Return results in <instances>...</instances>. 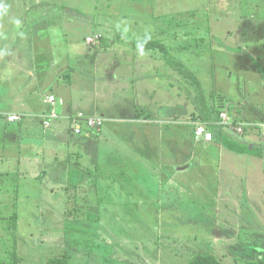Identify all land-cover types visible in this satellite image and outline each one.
I'll return each instance as SVG.
<instances>
[{
  "label": "rangeland",
  "instance_id": "1",
  "mask_svg": "<svg viewBox=\"0 0 264 264\" xmlns=\"http://www.w3.org/2000/svg\"><path fill=\"white\" fill-rule=\"evenodd\" d=\"M165 25L171 27L163 31ZM95 29L112 31L106 43L116 48L94 54L85 38ZM145 36L172 46L186 42L179 55L198 72L207 104L240 106L250 120L252 113L264 121V0H0V56L7 57L0 63V106L26 111L28 101L44 95L52 71L70 60L80 75L68 94L76 103L80 88L85 98L91 94L86 79L94 67L104 69L105 59L112 62L119 49ZM197 37L204 38L199 45ZM184 83L193 101L198 93L190 80ZM4 114L0 264H190L198 254L222 264H264V162L251 157V136L241 138L245 152L229 144L207 148L195 143L192 127L176 125L163 135L165 143L166 136L174 139L173 152L164 159L152 149L138 153L119 175L111 156L86 153V162H75L82 138L65 123L44 136L40 127L32 134L22 123L8 124ZM117 131L153 141L161 127ZM108 136L107 147L121 151L116 135ZM255 147L264 150V142ZM183 155L192 159L179 170ZM74 166L86 175H76ZM140 166L150 175L139 176Z\"/></svg>",
  "mask_w": 264,
  "mask_h": 264
},
{
  "label": "crops",
  "instance_id": "2",
  "mask_svg": "<svg viewBox=\"0 0 264 264\" xmlns=\"http://www.w3.org/2000/svg\"><path fill=\"white\" fill-rule=\"evenodd\" d=\"M113 31L118 33V30ZM104 32L111 40L115 35L110 30ZM159 32V29H154L152 34H158ZM108 46L115 49V41L112 44H108L104 40L103 45L99 48L100 50L97 49L93 52L94 54H98L107 50ZM88 53L92 54L91 52ZM90 54L89 56H91ZM92 59L97 61L96 57H92ZM5 60H7V57L0 56V63H3ZM73 65L75 64L70 60L67 65L64 63L62 68L53 70V76L51 77L50 75L49 77L50 84L44 95H35L34 104L28 101L30 104L25 106L24 109L26 111L24 110L23 112L20 110L23 108L16 109L13 105L8 107L0 106V112H5L4 117L6 122L8 124L17 122H10L8 120V116L10 115L24 116L22 121H18L19 123H22L32 134H36L38 127H40L42 131L44 130L42 133L45 136L46 131L48 132L49 129L55 126L60 127L64 123L66 124L65 129L73 133L69 119L71 118L70 116H74L80 112L88 116L102 117L105 122L100 130L85 131L80 136L82 138L79 146L81 152L77 153L74 161L80 162V160H84L86 162V153H95V159L98 156H104L100 159L107 160L111 156V158L119 160V172H116V170L113 171V173L116 172L119 175L128 173V167L131 166L130 161H133L132 163L134 165L137 163L135 160L142 155L138 153L146 155L152 149L159 152V159H164V153L166 151L173 152L172 145H174V139L166 136L168 143H165L163 135L168 128L173 129L176 124L186 125L188 122L186 117L191 111V106L182 104L185 101L181 102L180 98L177 99L176 81L178 79L176 71L170 65V58L168 59L157 52L142 51L139 47V40H137L136 43H132L128 48L124 47L119 49V56L115 57L112 62H108V59H105L104 69L99 70V68L94 67L90 71V75L86 80H89L91 86H93L89 90L91 94L85 98V90L80 88L79 93L81 99L76 103L68 96L70 88L72 87L73 78L79 79L80 76ZM14 70L13 68L12 71ZM12 81H15V79L13 78ZM10 92L11 95L16 96V93L12 89ZM49 95H54L63 100L64 105L56 107V112L60 115V119L53 120L50 128L46 129L43 125L44 121L42 116L53 109L46 102ZM98 95H100V101L97 99ZM92 97H94L93 100ZM76 107L79 108L76 109ZM143 113L147 117H138ZM236 115L243 121L264 125V121H258V118L252 119V113L250 120L245 109L241 110L238 114L236 113ZM149 117L152 119L149 120ZM151 123H157L161 127V131L156 135L157 140L154 139L151 141L148 136L132 137L131 140L127 132L121 134L117 131V128L120 126L134 127L136 125H148ZM82 124L84 125L83 122ZM109 133L111 134V138L116 135L118 138L117 141H119L113 144L121 145V151L117 152V149L107 147V144L111 141L108 136ZM46 138L47 136L43 137V140H47ZM254 138L253 133H251V144ZM261 140L264 142V138ZM165 144H168L171 150L168 147H164ZM220 144H229L230 146L237 147V143L233 139L226 137L221 138ZM259 155L257 152H251V157H256L264 162V151L262 156ZM190 157L192 156L189 155L188 159ZM191 159L187 160L186 156H184V163L190 162ZM72 163L73 161L69 162V164ZM79 166L80 168H84L80 164ZM178 166L180 167V165ZM109 169L107 170L109 171ZM70 170L74 171L76 175H86L84 169L79 170L77 166L72 167ZM146 172L147 170L141 166L138 169V175L141 177L150 175Z\"/></svg>",
  "mask_w": 264,
  "mask_h": 264
},
{
  "label": "trees",
  "instance_id": "3",
  "mask_svg": "<svg viewBox=\"0 0 264 264\" xmlns=\"http://www.w3.org/2000/svg\"><path fill=\"white\" fill-rule=\"evenodd\" d=\"M196 12L197 11H191L188 13L186 12V14H189V16H195ZM178 15H180V14H178ZM165 27L169 28L171 26L165 25L164 28H162L163 31H164ZM93 31L94 32L90 37L94 38V37L98 36L97 42H99V43L98 44H96L97 42L95 44H88L87 43V45L89 47H92L95 50H97L100 48V46L103 45L104 40L106 42L108 35L104 32L103 29H95ZM105 31H108V29H106ZM165 31H167V30H165ZM97 33L100 35H98ZM189 35H190V33H189ZM90 37L87 36L85 39L87 40ZM201 39H204V38L203 37L195 38L194 39L196 42L195 44L199 45V42ZM205 41L206 40H204V43H205ZM139 47L141 48L142 51L153 52V53L157 52V53H160L161 55L165 56L168 59L170 58V65H171L172 69H174L176 71V75L178 77V80L176 81L177 94L179 95L181 102L185 101V103H182V104H185L187 106H191V111L189 112V114L186 117L187 121H188L186 123V125H189L190 127H192V133L194 135V139H195L196 144L206 143L208 146L207 148H210L209 146H211V144H213V145L219 144L220 145L221 138L226 137V138L233 139L237 143L236 148H239L240 151L245 152L243 150L249 145H246V143H243V141H241V138L249 137V136H251V133H253L255 138H254V140H252L251 152H257L260 154L259 156H262L264 150H260L261 147L259 149L257 147H255V143H256V140H259L261 142L262 141L261 139L264 138V125L263 124L258 125V124L251 123L249 121L241 120L236 115V113L238 114L239 112H241V110L244 109L242 107L240 108V106L232 108V109H226V108L217 107L215 105V101L211 104H207L205 102V95H204L205 92L203 91V86L201 84L198 72L196 70H191V67H188L186 65L185 57L183 55H179V54L184 53V52L186 53V50H188L186 42L174 43L172 46V45H170L169 41H167V40H160V39H156L154 37L145 36L139 40ZM187 80L191 81V86H192L193 90L198 93L195 96V99L193 98V101H192L193 94H191L190 92L188 93L186 90V85L184 82ZM49 96H54V95H49ZM54 97L59 99L56 96H54ZM187 98H189V99H187ZM63 105H64V102H63ZM51 112H52V109L50 110L49 113L44 114L42 116L43 121H44V119H49V120L52 119V118H50ZM80 113H82V112H80ZM80 113H77L74 116H70L71 118L69 119V122L71 123V125L73 123V120L75 118H77L78 114H80ZM223 114H225L228 117V124L221 123V121H222L221 116ZM86 116H88V115H86ZM143 116H145L144 113L140 114L138 117H143ZM21 117L23 119L24 116H21ZM94 117H96V116H94ZM145 117H147V116H145ZM58 118L60 119L59 114H58ZM22 119L20 121H22ZM53 120H55V119H53ZM53 120H51V125H52ZM10 122H12V121H10ZM14 122H16V121H14ZM104 122H105V120L103 118L102 126L104 125ZM43 125H44V123H43ZM202 125L205 126V128L209 132L212 133V136H213L212 140L207 141L204 139V136H198L196 134L198 126H202ZM102 126L98 129H89L86 126H83L82 127L83 128L82 133L80 135H77V136H82L83 133H85V131L100 130L102 128ZM177 126L179 127L182 125H177ZM44 127L46 129L50 128V127H46L45 125H44ZM238 128H242V131L241 132L238 131ZM73 133H74V131H73ZM232 133H235V134H232ZM184 164L185 163H183V164L181 163L180 166L182 165V167H183ZM12 256L15 257L16 256L15 253H13ZM3 263H5V261ZM5 264H7V263H5ZM9 264H16V263L11 262ZM48 264H69V262H68V260H65V259L64 260L55 259V260L48 262ZM190 264H222V263L212 254H198L190 261Z\"/></svg>",
  "mask_w": 264,
  "mask_h": 264
},
{
  "label": "built area",
  "instance_id": "4",
  "mask_svg": "<svg viewBox=\"0 0 264 264\" xmlns=\"http://www.w3.org/2000/svg\"><path fill=\"white\" fill-rule=\"evenodd\" d=\"M98 37H90L87 39V42L89 44L91 43H96V40H97ZM47 103H49L53 109H52V112L50 114V118H52L51 120L53 119H57L58 118V113L56 112V107L57 106H62L63 105V101L61 99H57L55 98L54 96H49L47 98ZM47 117V116H46ZM222 118V121L221 123L223 124H228V117L223 114L221 116ZM22 119V117H18V116H15V115H12V116H9L8 117V120L9 121H20ZM51 120L49 119H44V125L46 127H50L51 126ZM82 122L84 123V125L82 124ZM103 124V118L101 117H94V116H86L84 113H80L78 114L77 118H75L73 120V123H72V127H73V131L76 135H80L83 131V126H86L87 128L89 129H98L102 126ZM238 131H242V128H238ZM196 134L198 136H204V139L207 140V141H210L212 140L213 136H212V133L209 132L205 126H198L197 128V132Z\"/></svg>",
  "mask_w": 264,
  "mask_h": 264
},
{
  "label": "water",
  "instance_id": "5",
  "mask_svg": "<svg viewBox=\"0 0 264 264\" xmlns=\"http://www.w3.org/2000/svg\"><path fill=\"white\" fill-rule=\"evenodd\" d=\"M72 130H73V127H72ZM183 168H184V167H182V168L180 167L179 169L182 170Z\"/></svg>",
  "mask_w": 264,
  "mask_h": 264
}]
</instances>
